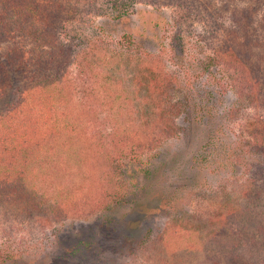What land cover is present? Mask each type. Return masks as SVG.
Wrapping results in <instances>:
<instances>
[{
	"label": "rangeland",
	"instance_id": "1",
	"mask_svg": "<svg viewBox=\"0 0 264 264\" xmlns=\"http://www.w3.org/2000/svg\"><path fill=\"white\" fill-rule=\"evenodd\" d=\"M114 3L126 4V14L117 17L119 11L113 9ZM178 3L97 0V5L88 11L63 19L59 38L74 49L69 73L75 84V99L86 107L103 100L90 94L102 73L96 70V77L88 63L97 55L116 56L110 64L114 81L129 94L133 92L130 81L134 67L126 63L117 66L124 36L130 37L131 52L159 55L161 65L177 79V87L200 94L214 92L206 105L209 112L230 116L221 136L230 145L229 155H225V147L219 148L215 153L218 156L193 166L192 157L206 148L203 127L195 129L194 123L187 126L181 116L174 120L175 126H181L179 136L169 138L157 149L142 151L139 160L123 165L119 177L103 153L114 123L109 117L116 115L104 109L92 112L85 127L84 145L67 152L61 168L51 170V178L40 184V193L53 202V189L74 192L85 185L91 194L85 190L81 195L87 193L93 196L90 202L96 201L109 173L114 190L119 183L124 191H134V196L107 211L90 208L63 220L26 218L15 207L0 208V264H154L158 256L171 259L172 264H230L232 259L236 264L264 262V246L259 245L264 236L259 229L263 227L264 215L255 210L256 192L264 196V155L258 146L260 138L264 140V106L243 102L237 90L229 89V84L236 86L240 81L233 69H225V63L232 64L222 46L225 33L222 28L217 29L208 11L202 5L177 7ZM257 21H264V10ZM174 33L182 46L176 54L171 47ZM135 40L139 51L134 49ZM122 57L120 60L126 59L125 53ZM15 76L11 82L0 83V114L16 101L23 86L14 80ZM183 96V92H176L172 102L182 101ZM126 152L130 154V149ZM127 161L121 159L118 163ZM87 172L93 175L89 177ZM245 196L247 200L251 198L246 216L215 222L220 214L227 217L228 211H235L233 207L239 201L241 204ZM110 220L112 224L108 223ZM181 223L185 227L179 226ZM175 224L182 230H191L164 247L158 236L171 225L177 227ZM148 229L151 239L146 247H139Z\"/></svg>",
	"mask_w": 264,
	"mask_h": 264
},
{
	"label": "trees",
	"instance_id": "2",
	"mask_svg": "<svg viewBox=\"0 0 264 264\" xmlns=\"http://www.w3.org/2000/svg\"><path fill=\"white\" fill-rule=\"evenodd\" d=\"M173 1L180 2L177 7L184 4L186 7H196L194 4H198L208 11L217 29L222 28L225 33L222 46H225L226 59L232 63H225V69H233L240 81L236 86L229 84V89L233 92L237 90L243 102H252L255 107L261 103L264 106V21H257V16L264 10V0H169L170 3ZM96 2L0 0V83L11 82L13 74H16L14 80L23 84L16 101L0 114V208L15 207L26 218L63 220L72 213L90 208L92 211H107L127 197L134 196V191H124L119 183L114 190L113 177L109 173L110 178L104 177L107 184L101 185L102 190L96 201L90 202L93 196H87L91 192L85 185L74 192L53 189V202L40 193V184L47 177L51 178V170L61 168L67 152L76 145H84L90 113L99 109L116 115L109 117L114 123H111L107 136L110 141L104 143L108 148H104L103 153L119 177L123 165L137 161L142 151L157 149L169 138L179 136L181 126H175L174 120L181 116L187 126L194 123L195 129L203 127L206 148L203 153L198 151L192 157L193 166L206 162L210 156L212 158L209 160L218 156L215 153L219 148L225 147V155L230 153V145L221 138L228 118L231 121L230 116L209 112L206 105L214 92L211 90L208 94H200V91L177 87V79L161 65L159 55L131 52L130 37L124 36L125 45L118 53L117 66L126 63L134 67L130 81L133 92L129 94L127 89L120 87L119 82L114 81L110 64L116 56L101 58L97 55L88 63L94 68L91 72L96 77V70L102 73L97 84L99 86L95 88L97 85H94L90 94L94 97L99 95L103 100L92 107L76 101L75 84L69 73L75 57L74 49L59 38V30L63 19L82 10L88 11V8L97 5ZM113 9L119 11L117 17L127 12L126 4L118 6L114 3ZM174 36L171 47L176 54L181 43L175 33ZM134 44V49L139 51L141 48L136 40ZM124 53L126 59L120 60ZM218 57L222 58L221 55ZM177 88L179 91H176ZM176 92L184 93L182 101L172 102ZM258 146L264 155L262 137ZM127 149H130L128 155ZM121 159L128 161L118 163ZM86 174L89 177L93 175L91 172ZM259 174L263 176L261 171ZM45 187L52 188L51 181L50 187ZM85 190L86 196L81 195ZM249 200L242 199L241 204L239 201L233 207L235 211H228L227 217L220 214L215 222L232 220L233 216H246ZM255 200L258 201L256 213L264 215V196L256 192ZM108 223L112 224V220ZM173 225L158 236L164 247L191 230L181 229L185 223L179 224L181 227ZM261 225L263 227L259 229L264 232V222ZM150 231L148 229L140 240L139 247H146L151 239ZM254 237H258V234H254ZM259 245L264 246V236ZM170 260L158 256L154 264H172ZM229 263L236 264L233 259Z\"/></svg>",
	"mask_w": 264,
	"mask_h": 264
}]
</instances>
